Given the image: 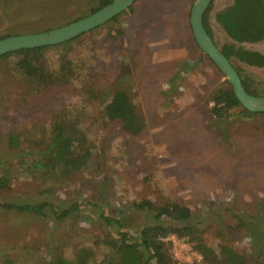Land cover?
<instances>
[{
  "label": "rangeland",
  "instance_id": "1",
  "mask_svg": "<svg viewBox=\"0 0 264 264\" xmlns=\"http://www.w3.org/2000/svg\"><path fill=\"white\" fill-rule=\"evenodd\" d=\"M151 1L157 7L163 4L165 15L171 9L178 15L177 6L186 8L185 0H167L168 9L164 0ZM193 1L186 20L180 15L172 25L151 28L142 19L147 0H138L115 21L83 34L66 49L47 51L53 68L66 50L76 68L72 84L61 89L33 91L10 69L16 57L0 60V177L9 178L0 202L79 207L62 221L46 213L0 208V264H49L55 249L72 258L82 247L100 262L109 250L104 241L118 239L119 232L134 240L152 223L153 213L137 210L136 202L158 206L167 199L190 208L207 246L218 250L228 243L248 259L260 254L264 260V119L215 122L209 114L208 95L223 87L225 79L194 41L189 24ZM230 4L212 0L208 8L216 46L243 47L263 56L264 41L239 43L222 30L216 13ZM91 7V0H0V37L55 29L91 15ZM172 26L175 32L166 47L155 37L173 31ZM231 61L241 76L264 83V66L247 65L235 56ZM183 62L189 66L179 73ZM117 90L129 95L146 121L138 136L125 134L118 122L103 117L104 104ZM63 110L78 120L87 144L96 146L93 161L98 168L54 182L26 170L38 159L29 152L39 135L31 141L24 134L34 127L45 131ZM10 133L18 136L16 148L8 146ZM234 214L254 227L235 231ZM173 238L175 264H204L185 239Z\"/></svg>",
  "mask_w": 264,
  "mask_h": 264
},
{
  "label": "trees",
  "instance_id": "2",
  "mask_svg": "<svg viewBox=\"0 0 264 264\" xmlns=\"http://www.w3.org/2000/svg\"><path fill=\"white\" fill-rule=\"evenodd\" d=\"M113 1L91 0L93 7L90 9V14ZM206 14L203 19L204 27L213 40ZM119 16L111 21H115ZM216 20L222 30L239 43L264 41V0H231L229 6L216 13ZM5 37L8 36L0 37V39ZM76 39L52 47L10 53L0 57V60L16 57V61L11 63L10 69L19 73L33 91L61 89L72 84L75 78L76 68L73 62L68 59L69 52L63 51L57 59L55 68L49 65L44 54L52 49H66L67 45ZM221 52L230 62H232V56H235L247 65L264 66V55L260 56L243 47L237 49L230 47L229 50L222 49ZM188 66L183 62L179 66L178 72L182 73L183 71L180 70L186 69ZM235 69L248 94L264 97V83L255 81L248 76H241L240 70ZM207 103L210 105L208 112L215 122L233 117L262 116L264 119V113H250L245 110L226 81H224L223 87L216 88L209 93ZM102 114L108 122H118L122 131L129 136L140 135L146 126L145 119L136 111L129 95L122 90L114 91L111 94L102 108ZM24 135L31 141L39 135L38 140L34 142L35 148L29 152L30 155L37 156L38 159L34 160L26 170L38 171L40 175L50 176L54 182H61L63 178L75 173L89 172L92 167L98 168V164L93 161L96 146L87 144L88 140L80 129L78 120L68 110H63L55 116L45 131L42 127H34ZM18 143V136L10 133L8 146L16 148ZM20 164L24 166L26 162ZM8 182L9 178L0 177V191L8 186ZM0 208L19 214L44 216L46 213V217H50L53 221H62L79 210L77 204L69 209L59 210L48 201L37 204L0 202ZM135 208L140 211L152 212L153 216L152 223L141 228L134 240H131L127 234L119 232L118 239L104 241L109 250L100 262L95 260L91 249L79 248L74 252L72 258H66L60 249H55L49 264H175L172 243L168 239L170 236L185 239L201 257L204 264H264V260H261L262 255L257 254L252 259H248L228 243H222L218 250L207 246L201 238L200 230L193 224L192 212L186 205L167 199L156 206L148 200H140L135 203ZM234 220L232 229L235 231L242 227L247 230L254 227L251 220L244 222L240 214H234ZM111 222V219L107 220V223ZM254 233L256 236L260 235L258 230Z\"/></svg>",
  "mask_w": 264,
  "mask_h": 264
},
{
  "label": "water",
  "instance_id": "3",
  "mask_svg": "<svg viewBox=\"0 0 264 264\" xmlns=\"http://www.w3.org/2000/svg\"><path fill=\"white\" fill-rule=\"evenodd\" d=\"M138 0H114L97 12L48 31L8 36L0 39V57L27 49L52 47L69 42L103 26L127 11ZM212 0H194L190 9L189 24L196 45L214 64L231 86L241 106L250 113H264V97L252 96L242 86L241 78L221 50L210 38L203 19Z\"/></svg>",
  "mask_w": 264,
  "mask_h": 264
},
{
  "label": "crops",
  "instance_id": "4",
  "mask_svg": "<svg viewBox=\"0 0 264 264\" xmlns=\"http://www.w3.org/2000/svg\"><path fill=\"white\" fill-rule=\"evenodd\" d=\"M185 1H186V8L182 11V8L177 6L176 14L178 15L175 16L172 12L173 11L172 9L167 10L168 15H165L162 13V11H160V7L163 6V4H161L160 7L159 6L157 7L156 4H154L156 1L147 0L146 2L147 4H145L146 8L143 7L144 11H147V13L145 14L143 11L142 19H144V21H146L150 25L151 28H156V27L158 28L160 26H164L168 24L172 25V19L180 15H182L183 18L186 20V16H187L186 10H187V5L190 2V0H185ZM163 2H165L167 5L168 1L164 0ZM167 9H168V5H167ZM170 19H171V23H170ZM172 28H173V31H171L169 28L163 34H160L159 36L155 37L159 41H163L166 47L170 46V40H171L170 38H172V34L175 32L174 26H172ZM178 46L181 47V44L178 43Z\"/></svg>",
  "mask_w": 264,
  "mask_h": 264
},
{
  "label": "built area",
  "instance_id": "5",
  "mask_svg": "<svg viewBox=\"0 0 264 264\" xmlns=\"http://www.w3.org/2000/svg\"><path fill=\"white\" fill-rule=\"evenodd\" d=\"M168 239H170V241H171V240H173L174 238H173V236H170Z\"/></svg>",
  "mask_w": 264,
  "mask_h": 264
}]
</instances>
